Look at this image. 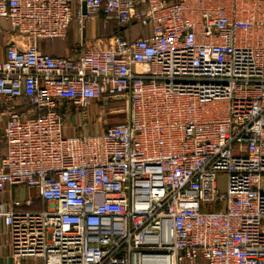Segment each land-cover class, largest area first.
Returning <instances> with one entry per match:
<instances>
[{
  "label": "built area",
  "instance_id": "2783aa9c",
  "mask_svg": "<svg viewBox=\"0 0 264 264\" xmlns=\"http://www.w3.org/2000/svg\"><path fill=\"white\" fill-rule=\"evenodd\" d=\"M3 22L7 264H264V0H0ZM73 24L71 56L42 52Z\"/></svg>",
  "mask_w": 264,
  "mask_h": 264
},
{
  "label": "crops",
  "instance_id": "0c3cea01",
  "mask_svg": "<svg viewBox=\"0 0 264 264\" xmlns=\"http://www.w3.org/2000/svg\"><path fill=\"white\" fill-rule=\"evenodd\" d=\"M2 29L4 30L2 32ZM11 25L8 22H3L2 26H0V57H4V52L7 44V36H11ZM73 39L75 41V28H73ZM88 34H91L90 31H88ZM11 39V37H10ZM45 50L48 51L47 53L50 55H66L65 51L63 50V44L56 43L53 45H46ZM41 205L40 203H38ZM10 249L7 246V243L5 242V238L0 236V264H7V257L9 256Z\"/></svg>",
  "mask_w": 264,
  "mask_h": 264
},
{
  "label": "rangeland",
  "instance_id": "374dc122",
  "mask_svg": "<svg viewBox=\"0 0 264 264\" xmlns=\"http://www.w3.org/2000/svg\"><path fill=\"white\" fill-rule=\"evenodd\" d=\"M72 28H75V24L72 25ZM100 36H108L107 34H100ZM91 121L94 122V115L91 116ZM125 118H124V115H112V116H109L108 117V120L110 123H114V122H121L123 121ZM96 120V119H95ZM79 122V118L77 117V119L75 120L74 122V125L72 123H67V134L68 135H74L76 132L74 130V127L76 126V124H78ZM105 127H100L98 125H96L95 123H93V126L89 127L87 129V133L89 134H94V133H101L103 130H104ZM225 182H226V176L225 175H221L219 177V183H220V187L221 190H223L225 188ZM17 192V195L18 197H21V198H25L27 195V191L26 189L24 188H19V190L16 191ZM44 208V205H39L38 203H36L33 207V209H37V210H42Z\"/></svg>",
  "mask_w": 264,
  "mask_h": 264
},
{
  "label": "trees",
  "instance_id": "16d2710c",
  "mask_svg": "<svg viewBox=\"0 0 264 264\" xmlns=\"http://www.w3.org/2000/svg\"><path fill=\"white\" fill-rule=\"evenodd\" d=\"M72 31H73V28L71 26L70 29H69L68 35H67V37L64 40H58V41H55L53 43H50V42H42L40 44V49L42 50L43 53L48 54L47 53L48 51L45 50V46L46 45H48V44L49 45H53V44H56V43H61V44H63V50L65 51L66 55L62 56V54H61V55H51V56H55V57H58V56L69 57V56H71L74 53L73 50H74V43H75V41L73 39V32ZM141 31H142V29L141 28H138L136 33L138 34ZM113 32L114 31H112V33ZM102 34L110 35L111 34V30L108 31V32H103ZM10 40H11L10 37L7 36V41L8 42H7L6 46L8 45V43L10 42Z\"/></svg>",
  "mask_w": 264,
  "mask_h": 264
}]
</instances>
